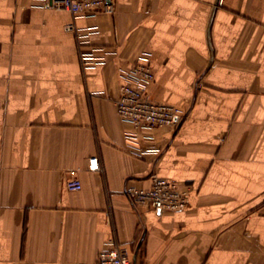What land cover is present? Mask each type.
<instances>
[{
    "label": "crops",
    "instance_id": "1",
    "mask_svg": "<svg viewBox=\"0 0 264 264\" xmlns=\"http://www.w3.org/2000/svg\"><path fill=\"white\" fill-rule=\"evenodd\" d=\"M113 1L75 18L0 0V264H92L113 241L137 264H264V0ZM73 22L117 52L84 69ZM143 52L178 128L118 114ZM153 172L189 189L186 210L134 206Z\"/></svg>",
    "mask_w": 264,
    "mask_h": 264
},
{
    "label": "built area",
    "instance_id": "2",
    "mask_svg": "<svg viewBox=\"0 0 264 264\" xmlns=\"http://www.w3.org/2000/svg\"><path fill=\"white\" fill-rule=\"evenodd\" d=\"M43 8L67 9L75 18L94 16L99 12L113 14L116 11L113 0H35ZM68 31L76 34L80 59L84 69L96 66L101 59L109 53H115V48L107 46H93L91 35L97 26L78 28L70 23L66 26ZM120 75L123 79L120 85V94L116 99L118 114L130 121L137 130H149L169 126L178 128L187 117V112L182 108L154 101L149 95V86L155 78V73L150 61V53L142 55L129 67L122 69ZM90 169L100 167L99 158H90ZM150 187L129 186L126 193L131 198L136 208L150 207L159 212H176L186 210L189 206L190 191L179 181L163 177L153 172ZM67 185L70 190L78 191L83 187L77 170H71L67 176ZM92 264H137L129 250L119 242H110L109 247L99 253L98 259Z\"/></svg>",
    "mask_w": 264,
    "mask_h": 264
}]
</instances>
